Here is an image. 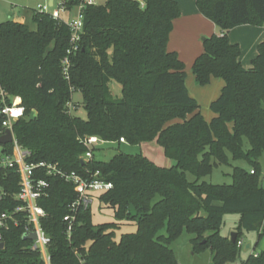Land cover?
Here are the masks:
<instances>
[{
	"label": "trees",
	"instance_id": "obj_1",
	"mask_svg": "<svg viewBox=\"0 0 264 264\" xmlns=\"http://www.w3.org/2000/svg\"><path fill=\"white\" fill-rule=\"evenodd\" d=\"M63 1L69 10L80 3ZM101 1L84 8L69 80L62 66L71 37L65 22L34 9L32 24L0 23V89L9 105L20 98L25 109L12 128L29 153L26 163L56 164L113 185L97 199L114 220L95 224L91 207L79 208L69 234L64 218L77 200L75 185L44 168L36 170L35 178L48 184L38 204L46 213L41 226L51 240V264H179L172 245L184 232L192 236L195 252L211 251L212 264H264V41L252 68L245 69L240 45L228 36L239 26L263 27L264 0H196L200 14L221 33L204 40V51L192 66L199 86L212 78L224 81L211 103L215 117L210 122L189 93L185 63L168 48L181 16L179 4ZM74 91L82 93L86 120L68 106ZM4 120L0 117V132ZM89 137L130 146L156 142L173 165L160 167L143 154L124 152L110 161L84 162ZM3 152L13 155L14 145H3ZM232 160H244L250 169L233 167ZM218 165L233 168L232 183L203 180ZM19 191L16 168L0 163V215L17 213L19 222L0 231L5 245L0 264H45L33 242L24 240L30 226L25 213L16 212L23 205L15 198ZM233 214L240 216L236 243L231 234L221 233L225 217ZM122 225L136 231L117 239ZM245 232L257 233L255 250L263 247L242 260L245 245L238 242Z\"/></svg>",
	"mask_w": 264,
	"mask_h": 264
},
{
	"label": "built area",
	"instance_id": "obj_2",
	"mask_svg": "<svg viewBox=\"0 0 264 264\" xmlns=\"http://www.w3.org/2000/svg\"><path fill=\"white\" fill-rule=\"evenodd\" d=\"M141 3H144L142 0H138ZM100 0H80L78 6L75 10V17L65 19L62 14H70L73 10H69L67 5L63 0H58V4L55 7L57 9L50 11L47 5L38 6L37 10L50 14L54 19L61 20L65 22L71 31L70 37V48L67 51V57L62 62L63 73L66 80L70 79V56L76 54L80 49V42L83 33L84 27V8L87 6L98 5ZM7 94L4 90L0 89V117H4L3 130L0 132V136H4L7 130H11L13 134L14 153L13 155H5L3 152V145H0V163L5 167L16 168L17 173L20 176V191L16 194L15 198L23 203L16 212H24L26 216V221L30 227H27L28 233L36 232L37 240L32 241V249L38 250L41 252L45 264H51V257L48 253V246L51 242L50 238L45 234L41 226V220L46 216L45 210L39 206L38 200L44 194L45 189L48 187L46 181L37 180L35 178V173L38 168H44L47 170L49 175H55L63 178L67 182H70L75 185V191L78 195L77 200L71 206V214L65 216L64 221L68 225V233L71 234L74 224L77 217V211L79 208H89L96 198V194L102 193L112 189V184H107L99 180H94L93 178H85L76 172H65L58 168L56 164H28L26 163V158L29 155L28 152L24 151L18 144L14 131L13 123L19 120L25 109L22 106V101L20 98H15L12 101V104L8 103ZM70 110L74 109V105L70 103ZM121 143H126L125 139H120ZM104 143L102 140L96 137L86 138L84 144L89 148V151L86 153L83 158L84 162H88L93 159V149L97 145ZM253 173V172H252ZM98 173L92 177H96ZM17 213H3L0 215V231L8 229L11 225L17 226L19 222L16 218ZM0 233V243L1 241ZM244 242L239 241L238 246L243 248Z\"/></svg>",
	"mask_w": 264,
	"mask_h": 264
},
{
	"label": "rangeland",
	"instance_id": "obj_3",
	"mask_svg": "<svg viewBox=\"0 0 264 264\" xmlns=\"http://www.w3.org/2000/svg\"><path fill=\"white\" fill-rule=\"evenodd\" d=\"M46 3V0H0V23L5 22L7 20H13L15 18H20L23 13L26 11L30 13V9H37L38 6H43ZM102 3V1L100 2ZM49 8L50 11L57 9ZM75 10H73L70 14H62L65 19H69L75 17ZM25 22L27 24H32L30 18L27 16ZM33 26V25H32ZM204 38H208L207 36H203L201 38V43L204 44ZM210 38V37H209ZM204 47V45H203ZM187 72V79L188 82L189 76H193ZM193 72V71H192ZM190 82V81H189ZM198 85V84H197ZM196 85V86H197ZM112 88L114 91H117L120 86L113 82ZM199 86V85H198ZM191 89V88H190ZM73 105H76L74 109L71 110L72 114L78 116L84 120L87 119V111L83 107V97L80 91H74L72 102ZM200 104V103H199ZM201 112L208 113L209 111L200 104ZM204 116V115H203ZM249 148V143L245 141V149ZM119 152H124L132 155L136 154H143L144 156L148 157L151 161L156 163L160 167L169 168L173 165V161L167 158L164 154L162 147H160L156 142H151L145 144L143 146H130L127 144L118 145L114 144H107L102 143L101 145L95 146V150L93 151V157L96 160L101 161H110L116 154ZM233 167H242L245 169H250V165L248 162L244 160L238 161H231ZM261 163L264 167V154L261 158ZM233 168L230 166L225 165H218L214 168L213 172L205 177L203 180L212 183V184H230L232 183V178L230 174L232 173ZM188 179L193 180L194 177L191 174H187ZM262 179L264 180V172L262 174ZM96 198L91 204L92 214H93V221L95 224H101L105 222H111L114 220L113 212L105 208L103 205L100 204L99 200ZM240 216L238 214L227 215L224 219V225L222 228L223 235H229L233 232H236L237 225L239 223ZM136 227L131 225H122L120 230L117 231V239L123 233L128 232H135ZM257 233H243V240L246 241L247 244H252V248L249 251H245L244 248L241 253V259H246L249 254H253L256 251H259L263 245L255 250L254 245L257 241ZM192 236L188 233L184 232L172 245L176 258L179 264H212V253L209 249H206L201 252H195L193 245L191 243ZM240 259V260H241ZM238 260V263H240Z\"/></svg>",
	"mask_w": 264,
	"mask_h": 264
},
{
	"label": "crops",
	"instance_id": "obj_4",
	"mask_svg": "<svg viewBox=\"0 0 264 264\" xmlns=\"http://www.w3.org/2000/svg\"><path fill=\"white\" fill-rule=\"evenodd\" d=\"M175 1L180 6L181 16L174 23V29L170 35L168 48L170 51L178 53L180 59L185 63L188 73L190 74L191 72V75H193L189 76L188 82L186 81L187 88L190 95L195 98L198 103L202 104V108L204 106L209 111L208 113L202 114L206 121L210 122L215 117V114L210 108L211 103L219 97L224 86V81L219 78H212L208 85L198 86L192 72V66L196 58L204 51L203 44L200 42L201 38L203 36H207L208 38L213 35L220 36L221 33L213 22L200 14L196 6V0ZM57 4L58 0H46L43 6L55 7ZM32 10L34 9H30V13L26 11L20 18H15L13 21L26 23L25 20L27 16L30 20L32 18ZM228 36L232 43H237L241 47L242 55L240 60L243 67L245 69H251L252 62L258 55V47L264 41V26H239L232 29ZM119 91L120 88L114 92L119 93ZM243 242L246 247V241L243 240ZM251 248L252 244L249 250H251Z\"/></svg>",
	"mask_w": 264,
	"mask_h": 264
},
{
	"label": "water",
	"instance_id": "obj_5",
	"mask_svg": "<svg viewBox=\"0 0 264 264\" xmlns=\"http://www.w3.org/2000/svg\"><path fill=\"white\" fill-rule=\"evenodd\" d=\"M144 3L146 2V0H142ZM205 40V39H204ZM13 142V134L11 130H7L6 134L4 136H0V145H6L9 143ZM231 240L233 243H236L238 234L236 232L231 233L230 235ZM38 238L37 233L36 232H32V233H28L26 236H24V240H30V241H36ZM5 245L4 243H0V250L4 249ZM251 247V244H247L245 247V251H249Z\"/></svg>",
	"mask_w": 264,
	"mask_h": 264
}]
</instances>
